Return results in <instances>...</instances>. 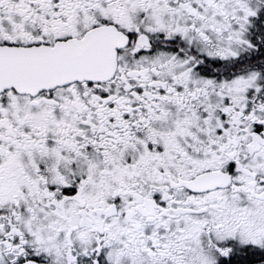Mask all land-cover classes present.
I'll return each instance as SVG.
<instances>
[{"label":"snow or ice","instance_id":"obj_1","mask_svg":"<svg viewBox=\"0 0 264 264\" xmlns=\"http://www.w3.org/2000/svg\"><path fill=\"white\" fill-rule=\"evenodd\" d=\"M0 264H264V0H0Z\"/></svg>","mask_w":264,"mask_h":264}]
</instances>
